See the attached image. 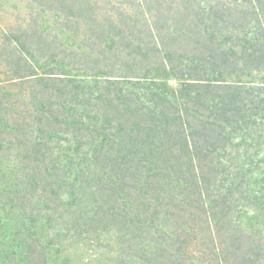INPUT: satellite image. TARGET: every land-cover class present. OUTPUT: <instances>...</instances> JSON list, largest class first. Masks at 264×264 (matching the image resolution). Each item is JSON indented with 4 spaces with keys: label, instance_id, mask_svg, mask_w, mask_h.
Listing matches in <instances>:
<instances>
[{
    "label": "trees",
    "instance_id": "16d2710c",
    "mask_svg": "<svg viewBox=\"0 0 264 264\" xmlns=\"http://www.w3.org/2000/svg\"><path fill=\"white\" fill-rule=\"evenodd\" d=\"M45 1L0 35V264H264V0Z\"/></svg>",
    "mask_w": 264,
    "mask_h": 264
},
{
    "label": "rangeland",
    "instance_id": "374dc122",
    "mask_svg": "<svg viewBox=\"0 0 264 264\" xmlns=\"http://www.w3.org/2000/svg\"><path fill=\"white\" fill-rule=\"evenodd\" d=\"M46 5L45 0H0V35L4 31H8L9 28H14L17 25L21 26L26 25L28 19L32 14H35L38 9ZM42 20V25L49 26L52 23V16L49 15V12H43L40 16ZM10 48H8V53ZM9 55H11L9 53ZM3 77L2 66L0 63V78ZM167 80L173 86L180 84V80L168 77ZM243 226L251 230L258 228V224L252 215L249 213H244L242 215ZM200 264V263H195Z\"/></svg>",
    "mask_w": 264,
    "mask_h": 264
}]
</instances>
